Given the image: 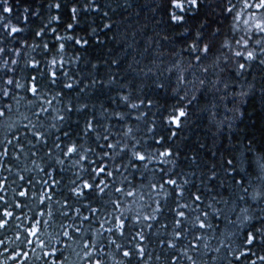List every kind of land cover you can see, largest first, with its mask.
<instances>
[{"label": "snow or ice", "instance_id": "obj_1", "mask_svg": "<svg viewBox=\"0 0 264 264\" xmlns=\"http://www.w3.org/2000/svg\"><path fill=\"white\" fill-rule=\"evenodd\" d=\"M103 7L101 0H0V122L6 121L13 109V103L3 100L18 106L24 99L18 98V90L31 96L27 103L36 117V123L25 116L26 123L9 125L10 136L0 139V264H27L29 251L22 250V245L33 253L39 247L43 255L37 258L44 264H66L64 252L71 247L70 242L81 233V225L93 221L100 225L101 234H109L107 246L117 249L122 264H149L153 253L146 245L155 227L153 222L158 223L165 213L173 217L169 225H164L172 231L158 243L164 250H171L165 257L168 264H197L194 257L204 235L212 232L214 221L219 220L237 229L232 234L234 237L243 230L235 248L220 242L226 249L222 264H264V254L257 251H264V148L258 147L249 129L241 127L246 122L244 107L249 99L259 98L264 105V0H158L154 4L151 12L156 26L181 37L171 41L168 36L162 39L180 44L181 53L190 57L188 68L174 60L167 75L163 68L157 73L149 68L144 73L154 78V87L166 99L174 101L158 107L153 99L135 96L139 74L131 65L122 69L123 61L112 58L117 55L116 50L105 48L106 58L95 61L88 56L91 42L98 45H105L106 40L115 42V36H107L105 32H110L115 22ZM65 11L70 18L66 23L62 19ZM96 12L105 20L102 26H97L95 17L89 16ZM229 17L237 26L232 31L243 34L239 38L233 36L231 42L225 39L219 43L223 20ZM30 20L39 21V27H30ZM59 24H64L63 31L54 26ZM156 45L154 41L151 48ZM69 51L74 56H69ZM176 51L173 47L172 52ZM209 59L217 66L222 65L221 71H227L233 78L244 76L250 68L257 69L252 77L254 83L245 79L239 92L229 91L226 77L217 80L210 89L207 76L212 65L206 64ZM86 69L91 71L85 72ZM121 71H126L132 79L128 75L122 77ZM101 90L110 93L106 99L116 106L110 111L101 104L99 115L104 116L103 121L98 118L95 104L79 102L84 94L95 95ZM209 93L213 94L211 107L218 113L224 104L226 110L219 125L212 119L217 132L212 134L214 147L207 148L208 157H215L219 165H209L208 160L196 154L207 147L199 144L192 154L183 156L185 162L191 161L189 168L193 169L185 172L179 167L184 152L182 145L188 139L186 133L194 123L193 117L198 112L210 111L199 107L200 98ZM66 97L71 98L66 100ZM134 98L139 102H131ZM121 105L131 110L142 106L148 109L136 119L148 121L151 115L152 126L147 128L151 133L150 144L145 146L140 140L130 138L120 148L119 141L110 142L115 139L111 129L122 130L131 115L120 111ZM153 107L156 112H151ZM72 113L83 118V124L79 119L75 122L76 131L72 128ZM45 115L54 121L47 127L40 122ZM112 119L116 124L105 123ZM132 133L133 128L127 127L123 136L130 137ZM85 138L89 143L96 142L95 146L85 147ZM100 140L105 143H98ZM21 157L31 159L33 168L23 171L34 175L25 176L17 170L16 162ZM125 158L126 164L116 162ZM154 161L173 167L161 166L157 170L158 184L151 187L160 198L152 201L155 207L146 206V211L150 209L148 214L133 218L121 207L127 198L137 196L136 185L129 177L134 179L136 172L141 168L147 170ZM201 168L207 172H199ZM70 170L72 178L64 183L61 174ZM221 171L231 177L239 193L233 197L237 204H248L249 200L255 204L230 207L231 202L220 191L228 189L225 181L219 179ZM118 176L123 179L118 181ZM57 196H64V200L61 207L54 209V205H61ZM104 196L109 199L103 200ZM33 202L34 207H29ZM94 202L109 206L111 211L93 207ZM237 211L240 215H236ZM57 215L64 219L59 225L62 239L46 244L41 239V229ZM233 215L235 219L231 218ZM129 225L132 231L128 230ZM8 231L14 235L6 236ZM111 237L122 238L123 242L117 243ZM203 246L208 249L207 244ZM104 257L103 241L85 242L83 264H106ZM160 258L155 256L157 261Z\"/></svg>", "mask_w": 264, "mask_h": 264}, {"label": "trees", "instance_id": "obj_2", "mask_svg": "<svg viewBox=\"0 0 264 264\" xmlns=\"http://www.w3.org/2000/svg\"><path fill=\"white\" fill-rule=\"evenodd\" d=\"M55 2V0H53ZM67 2V0H65ZM158 0H101L103 4V10H108L111 16V20L114 21V26L112 30L109 32L105 30L107 36H115V42L112 40H106L105 45H98L95 42H91L87 48L88 56L91 57L93 61L106 58L104 56L105 48H113L117 51V55L112 57L115 59H121L122 69H127L129 65L135 68L136 72L139 74L135 80L139 90L135 92V96H139L140 98H149L153 99L157 102V107L161 104L173 103L174 101L171 99H166L165 94L161 93L159 89L154 87V78L150 76H145L144 73L151 68L152 73H157V71L161 68L165 70V74L167 75V69L172 67V62L174 60L178 61L183 68H188L190 57L187 54L181 53V45L172 43H166L162 38L168 36L171 40H180L181 37L177 36L174 31H169L165 29L163 26L157 27L154 23L152 16L154 13L151 12V8L157 3ZM35 7V5H32ZM55 14V13H53ZM48 15V13H45ZM89 16L95 17V24L97 26H102L105 22L104 19H101V13H89ZM62 19L66 22L69 21V17L67 12L65 11ZM30 27L38 28L39 21L30 20ZM59 27L61 31H63L64 24L54 25ZM84 25H81V29ZM237 27L231 17L227 20H223V29L222 35L219 38V43H223L225 39L229 42L232 41L233 36L239 38V35L243 33L239 30L237 32H233L232 29ZM240 28L243 25L239 26ZM77 32H80V29H77ZM27 34V33H26ZM158 34V35H157ZM154 41L157 42L155 48H151ZM29 43H32V40H29ZM123 45V47H121ZM175 47L177 51L175 53L172 52V48ZM146 48H151V51H145ZM227 49H225V52ZM31 55L35 56L36 53H31ZM69 56H74V53L69 51ZM38 58V57H37ZM138 62V63H137ZM207 65H212L210 68L207 79L209 81L208 87L211 89L216 84L217 80H223L226 77L230 82L229 91L239 92L243 87V81L246 79L251 83H254L252 77L256 75L257 69L250 68L248 73L244 76H230L227 71H221V67L217 66L213 59H209L206 61ZM82 67V65H80ZM91 71L90 69H86L85 72ZM103 75H107L106 72L102 73ZM128 75V79H132V76L128 74L126 71H121V76L124 77ZM199 75V74H198ZM83 87V85H81ZM19 97H24L20 101V104L17 106L14 102L8 101L7 99L3 100L4 103H13V109L11 114H9L8 119L6 121L0 122V139L4 138V136H10L8 132L9 125L23 124L26 123L24 120L25 116H28L32 119L33 123H36V117L32 115V111L27 103L31 96L26 94L22 90H18ZM110 93L107 90H101L95 93V95L84 94L82 99L79 101L80 103H89L95 104L97 106L98 118L100 120H105L103 115H99V111L101 108V104L104 107H108L109 110H115V105H110L106 97ZM50 95V94H49ZM71 97H66L70 99ZM213 101V94L209 93L207 96H203L200 98L199 107L207 108L210 111L198 112L196 116L193 117V125L187 131L186 135L188 139L182 145L184 148V152L181 153V160L179 162L180 169H183L185 172H191L193 169L189 168V164L191 161L185 162L183 156L185 153L192 154L193 150L198 147L199 144H206V150L204 152H196V154L202 159L208 160L209 165L212 163L219 162L216 161L215 157L209 158L207 155V148H213L214 142L212 141V134L217 132V127L213 126L212 119L215 120L216 124L219 125L220 121L223 120L226 115V110L224 104L220 105V111L217 113L215 109L211 107ZM131 102L138 103L137 99H133ZM224 103H227L225 101ZM228 107L231 108L232 105L228 104ZM119 110L122 112H130L131 115L128 118V123L124 128L120 131L116 127L111 129L113 135H115V139H111V143L120 142V148H123L125 143L129 142L130 138H134L135 140H140L142 144L145 146L151 143L149 137L151 133L147 132V128L151 127V115L149 114L148 121H144L143 119L137 120L136 118L141 115V112H148V109L145 107H141L138 110H131L125 108L123 105L119 106ZM244 111L246 113V122L244 125H241L242 128H247L255 135L258 141V147L264 148V105L261 104L259 98L249 99L248 103L244 107ZM151 112H156V107L151 109ZM53 113L52 115H55ZM72 128L74 131L78 130L76 126V121L79 119L80 124H83V118L79 117V114L72 113ZM41 124L43 126H49L51 121L50 117L45 115L41 118ZM105 123L116 124L115 119L111 121H105ZM127 127L133 128V133L130 134V137H124L123 131L127 130ZM15 130V129H13ZM55 131V130H53ZM103 131V129H101ZM96 142L89 143L87 138L84 140L85 147H94ZM98 143L104 144L103 140H100ZM120 148L117 151H120ZM99 151V149H97ZM107 150V149H106ZM227 156V154H225ZM230 158V157H229ZM42 164L43 162L38 161ZM117 163L126 164L127 158L123 161H116ZM18 165V171L22 175L28 176L29 173L23 171V169L33 168L31 163V159L28 157H21L19 161L16 162ZM161 166L163 167H173L171 164L169 165H161L159 161H154L148 164V169L145 170L143 168L140 169L139 172L135 173V178L133 179L131 176L129 177L132 180L133 184L136 185L137 188V196L135 199L127 198L125 202L121 205L129 215L133 216V218L137 215H144L150 212V209H146L148 204H152V201L155 199H159L157 197L156 192L152 189L151 185L158 184L159 181V172L157 171ZM199 172H207V169L201 168L198 170ZM219 171V167H218ZM121 172H124V169H121ZM127 174V173H125ZM63 177L64 183H67L69 179L72 178V171L70 170L67 174H61ZM39 176H37V179ZM58 179L61 177H57ZM188 178V177H185ZM240 177H236L239 179ZM123 176H118L117 180H122ZM220 180L225 181L228 185V189H220L223 193L224 199L229 200L230 207H248L250 204H255V201L249 200L248 204L243 202H237L233 199L234 195H238L236 192L235 186L232 185V179L230 176L226 175L224 172H220L219 176ZM199 183V181H196ZM119 186V184H117ZM247 186V185H246ZM251 188V186H249ZM59 191V190H58ZM195 191V189H192ZM143 197V200L140 197ZM115 198L114 196L112 197ZM56 199L61 201V205H54L53 208L61 207L64 196H57ZM108 196H104L103 200H108ZM35 202L29 205V207H34ZM93 207H105L106 211H111L109 206H105L101 203H93ZM152 207H155L152 204ZM27 212L28 209L26 208ZM251 214V213H249ZM236 215H240L239 211H237ZM235 219L236 216L233 215L231 217ZM173 217L171 214L165 213V215L159 217V221L153 222L155 227L151 230L150 242L146 245L148 251L153 253V260L149 261V264H168L167 259L165 258L171 252V250H164L163 245L159 244L158 241L162 238H166L169 233H171V227L165 228L164 225H169ZM64 222V219L57 215L53 218V221L48 226H43L41 231V239L48 244L49 241L52 243H56L58 239H62L59 237L60 228L59 225ZM215 228L212 232L204 235L203 241L201 242V246L198 249V254L194 257L197 260V264H222V260L225 259L226 249L221 245V241L224 243H230L233 248L239 245L240 237L243 235V230L241 229L239 236L234 237L232 234L237 231L236 228L232 227L229 224H226L223 220L214 221ZM107 227V225H105ZM82 231L80 234L75 235L74 239L71 243V247H69L64 252V257H66V264H83L81 260V256L83 255V245L85 242H90L92 239L100 240L104 242V253H105V261L106 264H122V256L117 251L115 247L107 246V238L109 237L108 233L101 234L100 225L93 221L92 223L85 222L81 225ZM129 231H132L131 225L128 228ZM201 234H203V230H201ZM6 236L12 237L14 235L13 231H8L5 233ZM116 239L117 243H122V238L111 237ZM204 244L208 245V249L204 248ZM59 246V245H58ZM220 248V252H216V248ZM22 250L29 251L30 259L27 261V264H44V261L38 259V256H42V250L37 247L35 253L32 252L31 248L25 249L24 246H21ZM258 254H264V251L257 249ZM159 255L160 260H155V256ZM212 257H216L215 260ZM63 259V258H61ZM230 260V258H227Z\"/></svg>", "mask_w": 264, "mask_h": 264}]
</instances>
